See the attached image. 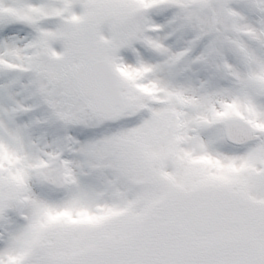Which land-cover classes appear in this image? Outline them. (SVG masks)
Returning a JSON list of instances; mask_svg holds the SVG:
<instances>
[{"label": "snow or ice", "instance_id": "obj_1", "mask_svg": "<svg viewBox=\"0 0 264 264\" xmlns=\"http://www.w3.org/2000/svg\"><path fill=\"white\" fill-rule=\"evenodd\" d=\"M0 264H264V0H0Z\"/></svg>", "mask_w": 264, "mask_h": 264}]
</instances>
